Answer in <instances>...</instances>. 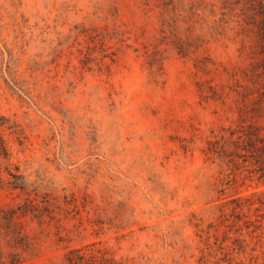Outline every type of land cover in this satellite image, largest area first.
Masks as SVG:
<instances>
[{"label": "rangeland", "instance_id": "obj_1", "mask_svg": "<svg viewBox=\"0 0 264 264\" xmlns=\"http://www.w3.org/2000/svg\"><path fill=\"white\" fill-rule=\"evenodd\" d=\"M264 0H0V264H264Z\"/></svg>", "mask_w": 264, "mask_h": 264}, {"label": "trees", "instance_id": "obj_2", "mask_svg": "<svg viewBox=\"0 0 264 264\" xmlns=\"http://www.w3.org/2000/svg\"><path fill=\"white\" fill-rule=\"evenodd\" d=\"M263 182H264V176H263Z\"/></svg>", "mask_w": 264, "mask_h": 264}]
</instances>
